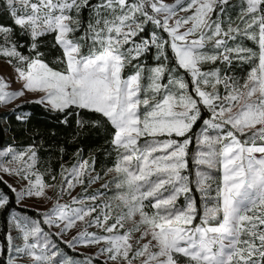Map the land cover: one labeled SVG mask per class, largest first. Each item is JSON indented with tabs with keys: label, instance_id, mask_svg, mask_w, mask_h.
I'll use <instances>...</instances> for the list:
<instances>
[{
	"label": "snow or ice",
	"instance_id": "1",
	"mask_svg": "<svg viewBox=\"0 0 264 264\" xmlns=\"http://www.w3.org/2000/svg\"><path fill=\"white\" fill-rule=\"evenodd\" d=\"M0 61V264H264V0H0Z\"/></svg>",
	"mask_w": 264,
	"mask_h": 264
},
{
	"label": "trees",
	"instance_id": "2",
	"mask_svg": "<svg viewBox=\"0 0 264 264\" xmlns=\"http://www.w3.org/2000/svg\"><path fill=\"white\" fill-rule=\"evenodd\" d=\"M23 111L32 113L30 127L33 131L42 134L41 139L47 142L46 146H68L69 155L65 157V160H69L72 153H74L78 147H82L85 156L96 154L98 170L104 166L112 165L114 156L110 158L106 155L109 134L104 128L85 129L79 133V138L73 144L71 141L75 134L73 131L74 125L70 127L59 123L52 115L46 114L40 106L35 104H26ZM14 126L19 128V125L14 124ZM24 135L26 134H22L19 138H24ZM2 223L3 220L0 218V225H2Z\"/></svg>",
	"mask_w": 264,
	"mask_h": 264
},
{
	"label": "rangeland",
	"instance_id": "3",
	"mask_svg": "<svg viewBox=\"0 0 264 264\" xmlns=\"http://www.w3.org/2000/svg\"><path fill=\"white\" fill-rule=\"evenodd\" d=\"M251 46V45H250ZM12 72V69L3 61H0V76H3L5 79L9 76V74ZM19 84H13L12 88H18ZM25 99H33L32 96H26ZM16 103H21V101H16ZM98 186V185H97ZM29 204L34 203V201H29ZM31 215V214H30Z\"/></svg>",
	"mask_w": 264,
	"mask_h": 264
}]
</instances>
